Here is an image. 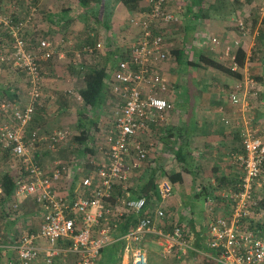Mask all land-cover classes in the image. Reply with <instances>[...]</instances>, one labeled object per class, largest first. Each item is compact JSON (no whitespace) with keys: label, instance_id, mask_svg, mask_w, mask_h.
I'll use <instances>...</instances> for the list:
<instances>
[{"label":"crops","instance_id":"0c3cea01","mask_svg":"<svg viewBox=\"0 0 264 264\" xmlns=\"http://www.w3.org/2000/svg\"><path fill=\"white\" fill-rule=\"evenodd\" d=\"M36 1L39 9L36 18L32 20L34 27H27L25 35L28 41L34 42L33 29L36 28L38 33H42L54 45L52 58L42 62L45 70L44 81H48L46 85L43 81V88L56 95L57 102L50 110L38 106L32 125L34 128L49 131L60 128L56 126L62 124L61 127L69 129L70 138L77 141L70 148L68 144L66 152L69 157L67 160L62 159L65 162L64 171L72 178L74 189L83 178L96 169V166L90 163L91 159L99 162L106 159L102 147L106 149V135L114 128V112L120 103L111 91V68L117 58L124 56L130 45L141 35V29L131 23V18L145 17L149 2L142 0L139 10L131 12L120 0H90L88 7L91 11L86 12L79 0ZM167 1L178 20L176 24H168L163 29L169 57L156 69L164 74L170 83L167 97L172 101L174 108L169 114L165 129L156 130L153 127L152 133L141 135V139L149 143V147L153 142L150 152L153 157L152 165L160 168L158 173L163 171L159 182L165 173L163 168H169L168 173L171 174V166L174 165L177 171L183 168L184 182L178 186L179 194H176L172 201H163L158 192V196L150 201L148 208L161 206L164 209L168 216L167 220L160 221L164 229L171 230L174 224L183 226L191 244L199 249V256L191 251L181 259L171 257L164 260L160 257L159 245L151 235L145 238V246L148 264H210L213 254L205 240L208 214L207 211L200 212L187 205L190 192L188 188L197 185L195 189H200L201 194L215 198L217 214H231L229 202L220 195L224 190L234 188L243 174L241 166L233 163L231 155L242 149V135L245 130L258 127L264 122V53L260 55L257 49L260 22L254 25L252 30L251 27L246 32L240 29L238 20L247 21L245 16L251 13L246 10L243 0L231 13L227 12L230 7H225V12L207 11L213 4L207 0L200 4L193 0ZM8 2L9 0H0V16L26 19L28 9L24 3L18 1L14 5L18 6L20 11H13V8L6 5ZM263 3L261 8H258L260 18L264 16ZM5 5L9 9L2 15L1 10L6 8ZM104 8L108 9L109 17L106 20ZM213 37L218 39L215 49L212 47ZM11 41L7 27L1 22L0 43L3 49L8 47ZM98 42L103 45L101 49L93 54L84 52L85 45H95ZM242 47L246 51L245 64L240 71L243 78H237L234 74L213 67H204L201 64L196 66L202 53L226 65L229 62L226 52L237 54V50ZM175 51L179 54H175ZM181 52L184 56L178 57ZM11 69L12 67L0 63L1 95L27 102L28 90L21 91L22 88L19 89L15 81L3 78L7 77L6 72ZM90 70L96 71L94 78L105 77L107 96L101 109H93L94 114L91 112L90 117L82 118L86 101L83 96L82 101L78 100L76 94L82 95L81 90L85 87ZM213 70L221 75L216 73L218 77L215 78ZM247 76L256 82V87L254 85L250 89ZM254 88H257V95H253V91H256ZM230 92L239 93L241 105L228 100L227 93ZM74 115L75 124L71 129ZM95 124L103 126V132H93ZM180 151L186 160L178 163L176 154ZM54 156L55 153L44 144L35 151V158L47 167L51 166ZM146 164L147 162L145 167ZM145 167L140 172L142 179L138 177L139 173H131L126 184L127 197H138L139 187L145 181ZM176 185L178 184L173 186ZM203 187H206V191L202 192ZM12 196L13 194L0 201V264H13L17 259L16 247L21 234L38 231L42 223L41 208L32 198H20L19 211L7 209ZM119 220L111 221L113 226L115 225L111 234L112 241L103 249L98 264H132L131 243L124 238L123 222ZM261 220H264V214ZM170 221L175 223L170 225ZM69 242L60 241L59 246L66 249ZM39 245L42 248L48 247L47 241L43 239L39 241ZM43 259L44 254L35 264H44ZM76 261L77 256L73 252L61 253L54 258V264H76Z\"/></svg>","mask_w":264,"mask_h":264},{"label":"built area","instance_id":"2783aa9c","mask_svg":"<svg viewBox=\"0 0 264 264\" xmlns=\"http://www.w3.org/2000/svg\"><path fill=\"white\" fill-rule=\"evenodd\" d=\"M26 5V19L0 16L11 36L8 47L0 43V63H4L24 74L28 88V101L20 102L0 93V201L6 199L5 176H13L16 187L10 198L14 211L20 210V198H32L42 211V223L36 232H24L17 243V259L13 264H35L44 254V264H54L55 256L73 252L76 264H98L103 249L111 243L115 225L112 217L121 216L125 210L141 213L147 204L144 197H127L121 200L122 208L108 204L115 186L128 181L130 171L139 168L149 159L153 148L146 147L142 134L152 133L153 126L168 121L174 105L167 94L170 83L156 68L165 62L169 52L165 47L163 29L177 21L167 0H148L149 10L145 17L133 16L131 23L141 29V35L130 45L125 55L114 62L111 68V91L119 100L116 106L114 128L106 135L105 161L90 163L96 166L73 189V180L65 173V162L56 159L47 167L35 159V151L44 144L55 152L65 147L71 133L65 127L52 130L34 128L38 106L52 108L56 96L44 98L42 62L51 59L54 45L33 29L34 42L25 35L27 27L34 23L38 13L35 0H19ZM13 11L18 6L8 3ZM264 11V3L262 7ZM243 32L249 30L244 19L238 20ZM218 39L212 38L213 49ZM103 47L101 42L85 45L84 52L93 54ZM230 68L239 70L236 54L226 52ZM251 87L256 82L247 76ZM253 89V88H252ZM72 90H69L71 92ZM258 91H253L257 95ZM78 100L82 95L76 94ZM230 102L241 105L238 92L227 93ZM242 152H233V163L240 165L243 174L234 188L221 192L231 206L230 215L215 212L216 200L208 197V246L217 251L211 256L218 264H264V212L259 209L264 199V122L258 127L248 128L242 135ZM6 158V160H5ZM91 158V156L89 157ZM7 164V165H6ZM173 184L169 178L159 183L163 201L172 197ZM139 218L137 225L124 238L130 242L132 264H148L145 238L154 236L160 247V257L181 259L195 250L183 226L175 224L171 230L163 228L165 211L155 206ZM47 241L42 248L39 241ZM60 241H70L66 249ZM1 249V242H0Z\"/></svg>","mask_w":264,"mask_h":264},{"label":"trees","instance_id":"16d2710c","mask_svg":"<svg viewBox=\"0 0 264 264\" xmlns=\"http://www.w3.org/2000/svg\"><path fill=\"white\" fill-rule=\"evenodd\" d=\"M18 1L19 0H9L10 4L11 3L17 4ZM79 1H80V5L84 11H86V12H88V10L91 11V9H89V7H88L90 0H79ZM141 1L142 0H120V2H122L125 5V7L131 12L139 10V8H140L139 5H140ZM203 1H206V0H193V2H195L197 4L198 3L200 4ZM207 1L208 2L212 1V3H213L210 5L211 8L208 9L207 11H209V12L213 11L215 13H218L221 11L225 12L226 11L225 7H227V8L230 7L227 9V12L231 13V11L235 8V6H239V4L241 5V2H242V0H207ZM36 2L38 3V1H36ZM8 3L6 5H8ZM216 6H218V7L216 8ZM104 10L106 12V13L104 12V16H105V20H106V18L109 17L108 16V9L104 8ZM202 10L203 9H201V12H202ZM191 11H192V9H191ZM251 20L253 21V26L254 25L256 26L260 22L259 36L257 37L258 38L257 49L261 55L262 53H264V16L261 18L260 17H258V18L255 17L253 19L251 18ZM171 23L176 24L177 22L173 21ZM171 23H169V24H171ZM41 35L44 36L42 33H41ZM174 53L177 55L179 54L178 51H175ZM183 56H184V53L181 52V54L178 57H183ZM236 58H237V62L239 64V66H240L238 71H233L230 68L229 62L225 65L219 61H216L211 56H209L205 53H202L200 55L199 62L196 63V66H199L201 64L204 67L205 66L206 67H213V68L219 69L225 73L234 74L237 78H241L243 74L240 71H242V68L245 64V58H246V51L243 47L239 48L237 50ZM192 64H195V63H192ZM43 70H44V64L42 65V70H41L42 74H43ZM95 72L96 71H92V70L89 71L85 87L81 90V94L84 97V100L86 101V107L84 109V113L82 115V118L90 117V113L92 112L93 109H96V110L101 109L103 106V103H104L103 101H105V98L107 96V88L108 87L106 85V82L104 81L105 77L94 78L95 75H93V74H95ZM92 113L94 114V112H92ZM96 113H99V111H96ZM96 116L97 115H95V117ZM98 117L100 118V114H98ZM83 122H84V120L81 123L82 125L84 124ZM166 124L167 123H165L163 125H159V126L155 125L153 127L156 128V130L165 129L167 126ZM94 127H95L94 129L97 130V132H103V130H102L103 126L99 127V124H95ZM143 143L146 147H149L147 145L149 143H147L145 141H143ZM156 143H157V141H156ZM151 144H153V142H151ZM151 144H150V147H151ZM180 148L184 149V147H180ZM242 151H243V147L239 152H242ZM181 153L182 152L180 151L179 153L176 154L177 158H178V161H177L178 163L186 160V157L181 156ZM149 156L150 157H149L148 161H146L147 162L146 167H145V163H146L145 162L139 168H133L130 171V176H129V179H130L131 173L133 171H135V174L139 173L140 175L138 177L142 179V174L140 172L145 167V171L143 172V178H144L143 180H145V181H143V183L139 187L138 197H134V198L144 197L146 199L147 204H146L145 209L141 213H138L135 210H132V211L125 210L121 216H117V217L113 216L112 217V219H114V220L120 219L119 221L123 222L122 231L124 234H127L128 232H130L137 225V223L139 222V218L141 216L148 214L147 212L152 210L151 208H148V204L150 203V201H152L153 199H155L158 196V192H159V185L158 184L160 183L159 177L162 175L163 171H161V173H158L160 168H158L155 165H152V163H153L152 154L150 153ZM89 157L90 156H88V158ZM36 160H38V159H36ZM97 162H99V161H97ZM171 167L173 168V171L171 172V174L168 173L169 168H167V169L165 167L163 168L165 173L163 174L164 176H162V179L165 177L169 178L173 185L174 184H182L184 182L183 181V171H182L183 168L181 167L182 169L177 171L175 168L176 165L171 166ZM129 179H128V181H129ZM128 181L115 186V189L113 190L112 197L110 199H108V201H107L108 204L113 205L115 209L122 208L123 203L121 202V200L123 198H125V193L128 191V187H126V184L128 183ZM3 185H4L5 194L7 196H11L14 192L15 187H16V183H15L13 176L7 174L4 178V184ZM173 189H174V186H173ZM203 190L206 191V187L202 188V192H203ZM209 196H211V195H208L206 198H208ZM173 197L174 196H172L171 199H169L167 202L172 201ZM131 198H133V197H131ZM259 209L264 212V199L261 200L260 205H259ZM167 217H168L167 213L165 212V218L164 219L167 220ZM173 223H175V221L169 222L170 225H173ZM207 230H208V228H207ZM205 240L208 243V240H209V233L208 232L205 236ZM193 247H194V245H193ZM196 248H195V250H193V253H195L197 256H199V253L197 252V251H199V249L197 248L198 250H196ZM210 250H211L210 252H212L211 254H213V255L217 253V251L214 249L210 248ZM200 257H202V256L200 255ZM211 260L212 261L210 262V264L217 263V261L214 260L213 258H211Z\"/></svg>","mask_w":264,"mask_h":264},{"label":"rangeland","instance_id":"374dc122","mask_svg":"<svg viewBox=\"0 0 264 264\" xmlns=\"http://www.w3.org/2000/svg\"><path fill=\"white\" fill-rule=\"evenodd\" d=\"M246 4V10H248V12H249V10L251 11V13L248 15V16H245L246 18H247V21L245 20V22H246V26L248 27L249 26V28L251 27V30H252V28H253V21L251 20V18L253 19V18H258V17H260L259 16V13H258V8H261V4L263 3V0H243ZM8 7L6 6V8L4 9V10H1V14L2 15H4L5 14V12L6 11H8ZM19 10V9H18ZM20 11V10H19ZM4 13V14H3ZM9 14V13H8ZM83 15V14H82ZM88 16V15H87ZM83 17V16H82ZM244 17V16H243ZM251 37H253V36H251ZM253 50V52L255 53L256 51H255V49H252ZM259 61H260V59H259ZM45 71V70H44ZM44 71H43V73H44ZM213 72H214V77L216 78V77H218L217 76V74L216 73H219V72H217V71H214L213 70ZM6 74H7V77H3V78H5V79H7L8 81H9V79L11 80V81H15V83H16V85H18L19 86V89H21L22 88V90L21 91H27L28 90V88H27V86H26V84H25V78H24V75H23V73L22 72H20V71H18V70H16V69H11V71H7L6 72ZM56 74V73H55ZM219 76L221 75V73H219L218 74ZM43 77H44V75H43ZM252 79V78H251ZM45 80H46V78H45ZM45 82V85H46V82H48L47 80L46 81H44ZM12 83V82H11ZM192 85V84H191ZM255 87H256V85H255ZM0 88H1V70H0ZM250 89H251V86H250ZM257 89V88H256ZM255 88H254V90H256ZM43 91H44V100L46 101V102H48V99H49V96L50 95H54V94H51V93H49L48 91H46L44 88H43ZM1 93V92H0ZM54 96H56V95H54ZM56 102H57V96H56ZM55 102V103H56ZM54 105L55 104H53V107H54ZM52 107V108H53ZM109 107V106H108ZM52 108H50V109H52ZM46 109V108H45ZM50 109H48V110H50ZM110 110V109H109ZM71 115H72V113L70 112L69 113V118H70V120H71V123H72V120L73 119H71ZM74 117V122H73V124L70 126L71 127V129L72 128H74V124H75V115L73 116ZM67 125V124H66ZM61 126H63L62 124H58V126H56V127H61ZM46 130V129H45ZM92 130H93V132H96L95 131V129H94V127L92 128ZM71 139V138H70ZM72 140H73V143H72ZM74 142H76L77 143V141L75 140V139H71L70 141H69V146H68V144L65 146V147H63V148H61V149H59L57 152H54L55 153V156H54V158L52 159V161L53 160H56V159H68V157H69V153H67L66 151H67V146L70 148L71 146H74ZM86 147H88V145H86ZM68 148V149H69ZM62 151H65L66 153H63ZM7 165V164H6ZM180 184H178V185H176V187H174V189H173V192H172V196H175L176 194H177V196H178V194H179V191H178V186H179ZM195 187H197V185H193V186H191V187H189L188 189H189V194H188V203H187V205L189 206V207H191V208H194V209H197L198 211H206L207 210V207H206V196H204L203 194H201L200 193V189H195ZM19 204H20V202H19ZM21 208V207H20ZM7 209H10V210H12L13 208L10 206V204L7 206Z\"/></svg>","mask_w":264,"mask_h":264}]
</instances>
